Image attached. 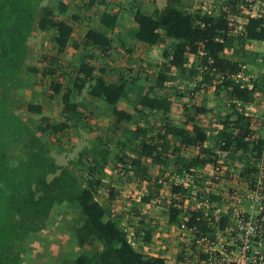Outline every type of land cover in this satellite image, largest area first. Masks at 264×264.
<instances>
[{"label":"trees","instance_id":"1","mask_svg":"<svg viewBox=\"0 0 264 264\" xmlns=\"http://www.w3.org/2000/svg\"><path fill=\"white\" fill-rule=\"evenodd\" d=\"M186 1L189 0H165V5L153 9L149 16L139 12L132 14L136 27L129 30L126 37L148 47L163 46V62L155 72L153 85L147 89L137 85L136 89L131 80L118 78L107 82L104 69H99V75L93 76L95 70L83 62L64 67L58 63L57 56L68 45L74 50L91 47L101 53L108 52L111 41L98 31L89 29L80 42L70 41L72 27L58 20L50 8L40 5L41 0H0V92L11 86L22 72L26 39L37 19L38 30L54 32L55 60L48 59L49 65L43 68L42 74L50 79L51 98L60 94L62 118L61 122L51 123L41 117L36 125L38 134L63 135L88 120L90 112L74 102L86 89L85 96L89 101L101 102L107 107L113 129L130 122L132 116L117 109L121 100H130L134 111L140 108L160 113L161 123L153 138H147L143 129H137L131 136L127 133L124 144L131 148L134 157L124 154L120 155L123 159L115 157L119 158L122 169L131 170L134 178L144 180L149 174L148 165H153L161 167L160 178L155 182L162 181L160 179L166 173L172 179L185 176L194 179L195 174L206 166L214 167L220 153L227 169L217 180H226L229 170H236L237 164L240 165L237 169L240 178L254 181L264 155V139L241 125L242 117L237 113L236 105H250L256 92H264L262 76L258 75V80L252 81L251 88L238 79L241 68L253 65L259 57L258 53L244 49V42H264V12L244 16L240 30L233 34L234 23L228 18L234 19L239 14L238 0H227L225 9L213 16L198 10H185L182 6ZM57 11H63L60 3ZM115 23L116 15L108 13L101 14L98 19V24L109 31ZM226 52H231L235 59L226 57ZM124 53L128 56L130 50L125 48ZM172 72L193 84L195 90L204 92L207 87H213L217 100L223 96V106L229 113L218 121L214 145L207 144L204 128L195 124L192 116L186 118L189 129L186 128L188 124L178 127L167 118L171 102L156 95L155 90L163 88ZM130 94L134 99H130ZM25 110L30 114H41L39 105L28 104ZM201 111L207 112L206 109ZM22 140L27 142L23 158L12 163L4 145ZM168 145L172 149V158L161 152ZM184 151L191 155H183L181 152ZM98 162L99 159L80 155L66 166L56 165L34 132L17 116L9 114L0 97V264H19L26 236L42 230L50 213L63 205L75 208L67 228L78 252L69 264H166L160 256H147L137 251L129 242L126 227L111 219L97 200V191L101 187L97 173L101 163ZM77 165L86 167L84 176L75 171ZM160 188L159 184L152 183L147 193L139 197V202L145 205L156 202L160 199ZM204 191L201 187L199 198L195 199L196 195H191L183 184L167 183L168 203L164 204L167 223L182 225L197 234V238L207 233L209 224L204 217V206L193 207V198L199 202L202 195H206L210 207L220 203L221 199ZM107 193L113 200L116 191L109 189ZM182 214H186L184 220L180 218ZM227 221L226 217L219 219L217 231L223 232ZM138 222L139 225L132 226L134 234L141 231L144 240L149 241L150 231L142 228V221ZM205 258V255L201 256V260Z\"/></svg>","mask_w":264,"mask_h":264},{"label":"rangeland","instance_id":"2","mask_svg":"<svg viewBox=\"0 0 264 264\" xmlns=\"http://www.w3.org/2000/svg\"><path fill=\"white\" fill-rule=\"evenodd\" d=\"M50 1L43 0V4H49ZM226 1L189 0L184 2L182 7L189 12L198 10L213 16L225 9ZM141 2L146 5L148 10H151L153 6L161 9L165 5V0H138V3ZM76 3L79 4V2ZM237 3L240 9L239 14H236L234 19L228 18L230 22L234 23V34L240 30L239 25L243 22L244 16L250 13L256 15L264 12V0H238ZM79 7L80 9L85 8L83 5H79ZM36 22L37 19H35L30 35L26 39V54L22 72L11 86L1 90L0 97L4 99L9 114L17 116L34 132L36 138L44 145L45 153L54 160L56 165L66 166L80 155L89 159H99L98 163L101 165L97 169V173L101 187L97 191V200L111 219L126 227L131 245L137 251H146L142 232L140 231L136 235L132 227L139 225L138 221H142L144 223L142 228L150 231V237L153 239L151 242L159 245L157 242L162 239L160 244L164 251H167V248L170 252L174 251L175 254L172 256L174 255L177 264H264V214L259 210L260 207L264 209V155L257 166L258 173L254 181H245L240 178L237 170L240 165L237 164H235L236 168L238 167L236 170L228 169L226 180H217V177L223 175V171L227 169L222 163L220 153L215 160V166H206L200 173L195 174L194 179H190L189 176H185L183 179L177 177L172 179L166 173L160 179L162 181L155 182L156 178H160L158 175L161 167L153 165H148L149 174L144 180L134 178L131 170L125 168L128 170L126 172L122 169L123 165L119 161V158H124L120 157L121 154L134 157L130 151L131 148L124 144L125 138L128 136L127 133L131 136L133 135L131 133L137 129L145 130L146 137L153 138L161 123L160 113L140 108L134 111L130 100H121L116 107L125 110L132 116L130 122L113 129L107 107L101 102L89 101L85 96L86 89L75 98L74 102L79 103L86 111L90 112L87 114L88 120L70 128L63 135L52 136L47 133H37L36 125L41 117L47 118L51 123L61 122L62 118L60 94H54L51 98L50 79L42 74L43 68L49 65L48 59L55 60V45L52 40L54 32L38 30ZM125 25L128 26V29L131 28L130 22ZM78 29L79 27L74 30ZM119 34L120 32L114 33L111 39L118 51L112 52L114 55L110 64L113 69L105 67L108 81L122 78L133 81L134 88L138 85V87L142 86L147 89L153 85L155 72L160 66L159 64L163 62L161 57L163 46L148 47L132 41L126 36H119ZM74 37L79 38L77 31L74 33ZM119 44H121V48H119ZM125 48L130 50L128 56L124 53ZM244 49L259 55L253 65L243 66L238 76L240 81L251 88L252 81L258 80V75L262 76L264 81V42H244ZM232 54L236 55L233 51ZM232 54L226 52L225 56L235 59ZM64 59H73V62L70 63L77 61L69 55L64 56ZM104 61L106 63V58H97L94 65L102 67ZM155 94L171 102L167 118L172 124L178 127L185 126L188 124L187 116H192L194 123L204 128L207 144L214 145L219 129L218 121L227 114L228 110L223 106L225 102L223 96H219V100L214 97L213 87H207L204 92L195 90L193 84H188L177 73L172 72L163 84V88L155 90ZM130 99H134L131 94ZM28 104L39 105L41 114L27 113L25 106ZM202 109H206L207 112L203 113ZM236 109L242 117L241 125L254 136L264 139V92H256L252 104L243 107L236 105ZM189 127L188 124L186 128L189 129ZM20 142L14 141L9 145H4V150L8 149L12 163L23 158L27 142L25 140ZM171 150L168 145L161 152L172 158ZM181 153L185 156L191 155L187 151ZM115 157H119L118 160ZM215 167L218 169L217 171H215ZM75 171L84 176L86 167L77 165ZM152 183H157L161 187L160 199L156 201L158 203L154 201L151 204H141L139 197L147 193V188ZM167 183L183 184L191 195H196L195 199L199 198L201 187L205 188V194L210 192L220 196V203L212 207L207 205L206 195H202L199 202L193 198V207L204 206V217L209 224L207 233L200 234L197 238V234H193L191 230L185 229L182 225L176 226L167 223L168 216L164 205L168 203L166 201L168 200ZM109 189L116 191L113 200L109 199L107 193ZM236 213L240 215L242 221L251 225L253 232L237 228ZM74 215L75 208L72 205H63L52 211L48 222L41 231L26 236L19 264H69L78 252L67 228V223ZM183 215L186 214H182L180 218L184 220L185 216ZM222 217H226L228 221L224 231L219 232L217 224ZM52 253L57 257L54 258ZM159 254H163V252ZM202 255L206 257L204 260H201Z\"/></svg>","mask_w":264,"mask_h":264},{"label":"crops","instance_id":"3","mask_svg":"<svg viewBox=\"0 0 264 264\" xmlns=\"http://www.w3.org/2000/svg\"><path fill=\"white\" fill-rule=\"evenodd\" d=\"M55 1L52 2L50 1L49 4L46 3L43 4V0H42L41 5L50 8L58 20H62L72 27L70 41H75L77 43L80 42L83 36L85 35V33L87 32V30L89 29H94L98 31L100 34L104 35L111 41L109 51L105 53H101L99 50L91 47H84L74 50L72 47H70V45H68V47L64 50V52L57 56L58 63L62 67H64V66H69L72 64L75 65L80 62H83L84 64L92 67L95 70L93 76L99 75L97 72L99 69H104L105 70L104 77L107 82H113V81H108L107 79L108 77L106 76L107 70L105 67L109 68L110 70L113 69V66H111L110 64L112 62L111 58L114 55V53L112 52H116L117 50L116 45H114L112 43L113 41L111 40L113 38L114 33L120 32L121 35L119 34V36H126L129 30L135 29L136 26L132 21L133 13L139 12L142 15L149 16L153 11V9L155 8L159 9L153 6L151 7V10H148L146 8V5L142 2L138 3V0H135L136 2H134L133 0H55ZM76 2H79V4ZM59 3L63 7V11L60 13L57 11V6ZM79 5H83L85 8L80 9ZM103 13L116 15V23L114 24V27L111 31L107 30V28H104L98 24V19L100 15ZM76 16L79 17L76 18ZM71 17H75V20L72 21ZM127 22H130V26H131L130 29H128L127 28L128 26L125 25ZM77 27H79V29L74 30ZM123 27H125V29H123ZM76 31L77 34L79 35L78 39L74 37V33ZM119 48H121V46H119ZM66 55H69L72 58L77 59V61L74 63H70L71 61L73 62V59L71 60L64 59V56ZM82 57L83 59L81 61ZM97 58L99 59L106 58V63L104 61V65L102 67L100 66L96 67L97 65H94V63ZM53 223L56 224V222ZM152 240L153 239H151L150 237L149 241L144 242V245H146L144 249L146 251L141 253L147 256H160L165 260L166 264H177L174 255L172 256V254H175L174 251L170 252V250H168L169 248H167V251H164L163 246L160 244L163 241L162 239L159 242H157L159 245L153 244L151 242ZM167 243L169 242L167 241ZM160 252H163V254H159ZM52 255L54 256V258L57 257L56 255H54V253H52Z\"/></svg>","mask_w":264,"mask_h":264},{"label":"built area","instance_id":"4","mask_svg":"<svg viewBox=\"0 0 264 264\" xmlns=\"http://www.w3.org/2000/svg\"><path fill=\"white\" fill-rule=\"evenodd\" d=\"M243 24V22L240 23L239 25V29L241 28V25ZM231 33H235V29H232ZM215 171H217L218 169L215 167L214 168ZM259 210L264 214V209L262 207L259 208ZM236 219H237V228L239 230H246L247 232H253V228L251 227V225L248 222L242 221L240 219V215L238 213L235 214Z\"/></svg>","mask_w":264,"mask_h":264}]
</instances>
